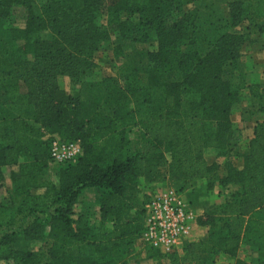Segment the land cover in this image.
<instances>
[{"label": "trees", "instance_id": "obj_1", "mask_svg": "<svg viewBox=\"0 0 264 264\" xmlns=\"http://www.w3.org/2000/svg\"><path fill=\"white\" fill-rule=\"evenodd\" d=\"M186 4L0 0V187L3 168L16 166L9 178L31 217L20 231L1 234L0 261L138 264V257L147 255L152 264H216L254 234L258 262L264 264V132H254L242 168H234L228 160L237 145L230 112L239 103V87L223 77L240 57L244 41L235 27L251 15L257 17L264 0H233L225 21L230 31L215 40L202 36L195 13L184 10ZM19 10L21 25L10 24ZM101 16L121 40L155 42L157 47L141 52L145 72L122 64L118 75L123 86L109 80L103 100L93 97L85 103L66 95L57 78L66 75L81 88L91 87L83 81L109 34L96 25ZM101 106H109L111 114H102ZM129 127L139 133L133 149L123 136ZM54 134L65 142H79L82 149L76 163L55 164L57 186L42 178L51 162L52 138H44ZM209 149L225 158L223 165L206 162ZM139 177L150 184L177 178L179 191L198 181L204 182L205 192L216 186L237 188L225 204L208 213V222L198 221L208 228L205 239L185 242L168 253L151 247L135 252L145 202L134 218L121 213ZM39 189L42 195L31 194ZM89 189L98 197V224L89 225L86 214L73 210ZM108 222L113 224L107 229ZM12 225L0 207V230ZM31 242L41 245L36 251L14 248Z\"/></svg>", "mask_w": 264, "mask_h": 264}, {"label": "rangeland", "instance_id": "obj_2", "mask_svg": "<svg viewBox=\"0 0 264 264\" xmlns=\"http://www.w3.org/2000/svg\"><path fill=\"white\" fill-rule=\"evenodd\" d=\"M233 0H187L184 6L185 11H193L197 18V24L201 27V34L208 40H215L218 35L225 31H230L226 26L227 15ZM21 11H16L10 17V24L21 25ZM9 24V25H10ZM96 25L108 29V37L99 45L98 51L94 56L95 67L91 73L85 77L84 84H90L91 87H83L74 84L66 75L57 78L59 88L68 96H78L79 99L88 103L91 98L96 97L103 100L102 96L106 93L109 80L112 84L123 86L124 79L118 75L122 64H130L139 72L147 70V62L143 59L141 52L156 50V43H131L123 41L119 37L116 28H110L104 17L96 20ZM261 27V28H260ZM236 32L243 36V43L240 48V57L233 66L226 68L224 79L239 87V103L232 108L230 112V121L234 130L236 141V151L229 157V161L236 169L242 168V155L247 149L248 142L253 138L254 132H264V111H259V107L264 106V10L257 17L251 15L240 22L235 27ZM263 31V32H262ZM260 102V103H259ZM99 111L104 115L111 114L109 106H101ZM61 135L54 134L45 136L47 138H60ZM127 148L133 149L134 142L137 141L139 133L136 127H129L123 135ZM100 144V142H98ZM82 154L78 157L80 158ZM78 158L72 162L76 163ZM204 158L208 164L223 165L225 158L217 156L216 151L209 149L205 152ZM11 171H17V167L3 168L4 182L0 187V207L2 211L10 216L13 225L5 230H0V236L5 231H20L31 217L27 216V205H22V197L15 194L14 184L9 178ZM57 166L52 162L48 163L46 174L42 178L50 180L58 185L56 177ZM135 190L132 194L125 196L127 209L121 214L134 218L144 202L149 198L151 186L153 184L145 182L143 177L136 179ZM46 181V180H45ZM168 182V183H167ZM167 184H160L167 187L176 188L180 180L169 177ZM157 186V185H156ZM159 186V185H158ZM236 186L230 185L226 188L216 186L211 192L200 193L196 201L186 199L194 215L193 225L198 221L204 222L210 219L209 214L218 206H222L230 199V194L236 190ZM185 194V191H183ZM189 194V192H187ZM32 195H42L43 190H32ZM97 195L94 189L84 193L73 207L75 214H86L89 225L98 224L100 220L99 207L97 204ZM42 220L46 216H40ZM113 223H104L108 229ZM198 226V225H197ZM208 232V228L205 227ZM248 241L243 240L238 249L232 255L223 254L219 257L216 264H259L258 251L253 245L256 235L248 234ZM204 235V239H205ZM202 239H189L187 242H194ZM40 242H31L26 245H15L14 248H27L36 251L40 247ZM140 248L135 245V252ZM138 264H152L147 255L138 257ZM0 264H12L11 262L0 261ZM134 264V262H130Z\"/></svg>", "mask_w": 264, "mask_h": 264}, {"label": "built area", "instance_id": "obj_3", "mask_svg": "<svg viewBox=\"0 0 264 264\" xmlns=\"http://www.w3.org/2000/svg\"><path fill=\"white\" fill-rule=\"evenodd\" d=\"M81 154L79 142H65L60 138L49 142L50 161L54 164L72 163ZM143 210V230L136 241L140 250L151 247L168 253L189 240L194 215L183 191L157 185L150 189Z\"/></svg>", "mask_w": 264, "mask_h": 264}, {"label": "crops", "instance_id": "obj_4", "mask_svg": "<svg viewBox=\"0 0 264 264\" xmlns=\"http://www.w3.org/2000/svg\"><path fill=\"white\" fill-rule=\"evenodd\" d=\"M166 182H167V180L163 181L161 183L160 182L159 183H155V184H153L151 186V188L155 187L156 185L164 184ZM90 190L91 189L85 190L81 197L83 198L84 193H86L87 191H90ZM184 191H185L184 197L186 199L189 198V199H191V201H196L197 200V195L200 194V193H204V191H205L204 182H202V181L193 182V183L185 186L184 187ZM187 192H189V194ZM204 235H205V237L207 236V230L205 229V227L197 226L196 224H194L192 226L191 235H190L189 239H191V238L193 240H196L198 238L199 239H204Z\"/></svg>", "mask_w": 264, "mask_h": 264}]
</instances>
